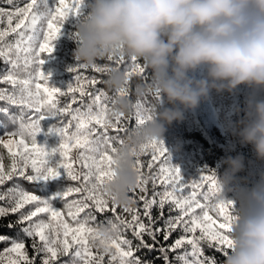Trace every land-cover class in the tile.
Wrapping results in <instances>:
<instances>
[{
  "label": "snow or ice",
  "instance_id": "6c2138e0",
  "mask_svg": "<svg viewBox=\"0 0 264 264\" xmlns=\"http://www.w3.org/2000/svg\"><path fill=\"white\" fill-rule=\"evenodd\" d=\"M0 3L10 6L0 7V24L7 25L0 27V61L7 66L6 71L0 70V85L10 86L0 88V101L6 105L0 107V114L17 125L14 131L4 127L8 139H0L11 158L6 168L0 156V186L13 181L12 187L0 192L4 202L0 218L15 214L17 219L8 227H19L16 237L0 234V244L5 245L0 250V264H61L65 256L69 259L63 264H154V260L137 255L142 250L157 252L155 259L164 264H217L214 256L205 255L202 242L226 255L234 246L231 233L236 217L229 211V206L234 211L233 203L219 199L222 188L214 173L188 185L180 169L171 165L163 140H152L141 146L135 160L138 181L130 191L129 204L117 205L104 189L115 177V155L126 141L120 134L128 137L132 129L154 119L153 109L140 100L131 103V115L114 108L117 97L129 95V78L135 73L147 78L146 69L131 57L132 67L125 70L128 82L111 95L96 87L101 81L95 76L77 74L76 86L70 84L66 91L51 86L49 74L43 71L45 57L54 51L53 42L69 16L81 15L84 0H54L51 4L49 0H25L23 7L17 0ZM114 63L116 66L93 65V69L101 74L120 70L124 56ZM87 67L79 64L70 71L79 73ZM65 96L70 102L61 106L59 98ZM85 97L88 103H84ZM78 104L81 106L74 107ZM9 106H16L19 114L12 113ZM50 117L58 118L60 126L53 125L49 132L58 135L60 142L49 150L38 144L36 137L42 131L41 122ZM133 118L135 127L129 129L126 125ZM109 130L116 134L110 135ZM73 149L77 150L75 157L70 155ZM142 154L150 159L142 161ZM61 177L76 183L50 197L28 192L14 181L21 178L37 184ZM158 181L162 192L155 190ZM205 186L207 193L200 190ZM210 195L218 198L215 206L201 202L208 201ZM57 201L63 202L64 211L56 207ZM210 207L217 218L222 217L221 222L209 215ZM154 209L157 215H153ZM109 212L113 218L91 225L96 214ZM127 231L132 239L124 234ZM175 232L181 234L167 243ZM24 237L31 239V256Z\"/></svg>",
  "mask_w": 264,
  "mask_h": 264
},
{
  "label": "clouds",
  "instance_id": "9594fccd",
  "mask_svg": "<svg viewBox=\"0 0 264 264\" xmlns=\"http://www.w3.org/2000/svg\"><path fill=\"white\" fill-rule=\"evenodd\" d=\"M76 39L74 57L82 65L120 56L142 60L151 81L138 84L135 94L160 97L154 119L132 129L115 155V177L104 189L117 205H128L137 185L141 146L162 140L165 125L182 120L184 110L197 108L213 90L232 92L239 85L254 90L234 134L264 160V99L256 96L264 91V0H91ZM202 68L206 75L198 78ZM127 82L122 70L104 81L117 91ZM114 108L128 113L130 101L117 97ZM243 159L224 160L228 167L218 180L221 187L243 169ZM234 216V246L223 264H264V178L244 194Z\"/></svg>",
  "mask_w": 264,
  "mask_h": 264
},
{
  "label": "trees",
  "instance_id": "16d2710c",
  "mask_svg": "<svg viewBox=\"0 0 264 264\" xmlns=\"http://www.w3.org/2000/svg\"><path fill=\"white\" fill-rule=\"evenodd\" d=\"M20 7L24 6L25 0H17ZM50 4L54 3V0H49ZM69 3L72 0H68ZM91 0H84V5L81 10L80 16H69L64 25L61 28V33L58 38L53 42L54 51L45 57V63L43 65V71L45 74H49V84L51 86L60 88L66 91V88L75 84V76L77 74L83 77H93L101 81L96 87L103 89L111 95L112 90L106 88L104 81L107 79L108 72L103 74L97 73L92 66L87 68H81L79 73H74L70 69L76 68L79 62L74 57V50L78 43L76 39V34L78 31L79 24L84 19L89 11V4ZM0 7L9 8L7 4L0 3ZM6 22L0 24V27H6ZM11 39V38H10ZM119 58H113L109 61L108 58L98 60L94 65L103 66L115 65V60ZM125 64L118 65L120 70L125 71L130 70L132 67V61L130 57L124 56ZM137 63L146 69L147 78L144 75L135 73L129 78V95L127 96L130 101V112L125 113V115H131L133 109L131 108V103H135L140 100L144 103L146 107L150 106L153 109V115H156V108L160 103V97L157 98L155 93H146L142 97H138L135 94V89L138 84H147L151 81V70L146 67L142 60H137ZM82 65V64H80ZM0 70H7V66L0 61ZM197 77H203L206 75L205 70L202 68L197 72ZM83 83V81H82ZM8 87L9 85H0V88ZM88 90H93L91 86H88ZM254 90L246 85H239L232 92L223 91L217 93L213 90L207 99L202 100L199 106L195 109L184 110V117L180 121H173L170 125H165L166 131L163 135V142L170 155L171 165L178 167L180 169L181 176L185 183L188 185L194 183H200L201 179L205 175L215 174L216 180L219 184V179H221L225 173V169L228 167L224 160L227 157L242 156L243 159V169L232 177L231 183L227 187H221L222 191L219 199L225 201H231L234 206V211H232V206H229V211L235 215L243 204L244 194L250 190L257 182L264 178V160L259 159L252 146L249 144H243L240 139L235 135L236 124L244 116L245 102L248 97L253 94ZM78 95V94H77ZM256 96L258 99H264V91L257 92ZM60 105L63 106L64 103L70 102L69 97H60ZM84 103H88L87 97H85ZM6 106L5 102L0 101V107ZM81 106V105H74ZM170 107V105H167ZM10 111L15 114H19V109L16 106H9ZM111 107V105H110ZM57 124L58 118L50 117L41 122L42 131L37 135V143L45 146L47 149H52L58 147L60 138L55 133L49 132V129ZM135 119H131L126 125L127 128L132 129L135 127ZM6 127L9 131H14L17 125L9 121L6 117L0 114V139H8L7 135L3 134V129ZM74 130V129H71ZM110 135H115L116 133L109 130ZM125 140L127 136L125 133L120 134ZM119 147V145H116ZM147 151L150 152V149ZM77 153L76 149L72 150L70 154L75 157ZM0 156L3 157V163L7 168L11 164V158L7 149L0 145ZM142 161H147L150 159L149 155L142 154L140 156ZM74 167H79L78 164ZM147 175L148 170L143 169ZM15 183L19 184L24 190L31 192L33 194L41 195L43 197H50L55 195L57 192L62 191L67 185L74 184L76 182L67 181L65 178L61 177L57 180L52 181H39L37 184L30 183L21 178H14ZM220 185V184H219ZM13 186V181L7 182L4 186H0V192L5 191L7 188ZM149 193L151 195V183L148 185ZM231 189V190H229ZM156 191L162 192L163 186L160 182H157ZM201 191L207 193L208 187L205 186L200 189ZM131 195V193H129ZM71 199V197L69 198ZM202 203H207L210 206H215L218 203V198L214 195H210L208 201H201ZM0 206H4V202L0 201ZM139 207V205H137ZM56 207L64 211L63 202L57 201ZM142 210V208H141ZM199 213V209H197ZM83 213L81 217H83ZM153 215H157L156 210H153ZM165 215L167 216V209L165 210ZM209 215L213 219H217V223L222 221L221 218H217L216 212L210 207ZM113 218L112 214L109 212L107 214H96L95 221H91V225L96 227L102 223H105L107 219ZM17 219L15 214H10L6 217L0 218V234L16 237L19 233V227L9 228L8 224L14 222ZM71 222V221H70ZM215 227V225L213 226ZM127 238L132 239V234L130 231L124 233ZM181 233H173L170 240L167 242L172 243ZM22 235V234H20ZM197 235H199V230H197ZM147 239V237H146ZM162 240V236L160 238ZM26 248L31 256L33 254L31 248V239L24 237ZM135 243V241H134ZM5 247L4 244H0V250ZM202 247L204 249L206 256H214L217 260V264H223L225 255L222 252L216 251L214 248H209L207 244L202 242ZM95 252L96 249H93ZM182 252L183 249L178 250ZM231 249H227L230 252ZM137 255L148 260H154V264H164L162 259H155L158 253L148 252L147 250H142L137 253ZM170 258L172 254L170 253ZM69 257H61V264L67 261ZM107 260V257H105Z\"/></svg>",
  "mask_w": 264,
  "mask_h": 264
}]
</instances>
